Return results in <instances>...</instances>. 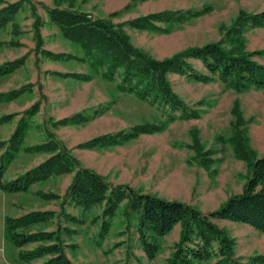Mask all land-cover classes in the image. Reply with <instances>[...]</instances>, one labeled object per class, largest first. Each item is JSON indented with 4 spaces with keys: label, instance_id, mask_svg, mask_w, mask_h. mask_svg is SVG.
Instances as JSON below:
<instances>
[{
    "label": "rangeland",
    "instance_id": "1",
    "mask_svg": "<svg viewBox=\"0 0 264 264\" xmlns=\"http://www.w3.org/2000/svg\"><path fill=\"white\" fill-rule=\"evenodd\" d=\"M58 2L60 8L70 7L91 18L101 17L122 24L132 43L157 59L188 47L220 42L226 49L259 51L251 58L264 65V27H252L247 22L240 27L238 35L230 30L239 10L261 12L264 0H0V9L11 5L14 9L11 19L0 27V63L16 58L24 60L15 71L0 77V91L27 89L17 99L0 103V115L16 114L11 121L0 125V140L8 139L20 118L28 117L26 110L38 105L37 111L27 118L29 126L20 151L10 162L4 179L15 178L59 150L33 152L26 150L27 147L56 141L58 147L67 149L82 166L104 176L111 185L126 184L136 190L179 200L203 212L217 209L229 196L240 192L248 174L246 163L234 156L226 139L236 120L233 110L238 108L240 128L249 145L259 156L264 153V89L238 92L217 77L201 82L171 71L167 77L173 91L189 107L197 109L199 117L176 118L160 131L141 133L114 145L81 146L98 136L128 131L137 124H163L167 110L118 90L119 79L108 81L94 76L90 80H78L70 76L71 72L88 71L87 65L75 58L53 60L36 53V16L43 48L55 53H76L46 12L47 8L57 7ZM205 6L211 8L208 13L196 17L184 15ZM161 11H172L173 17L153 20L160 30L139 29L128 24L138 17ZM186 60L198 72L208 74L200 61ZM78 115L83 120L54 124ZM197 140L201 152L211 159L209 165L203 164L202 157L196 153ZM74 174L75 171L52 175L31 185L28 192L0 190V264H25L18 259L17 249L4 237L5 216L44 210L54 211V216L30 228L55 230L59 227L64 242L69 245L67 255L75 264L166 263L179 238V224L158 238L159 250L153 260H148L138 241L136 214L127 210L123 201L108 220L109 231L98 241L105 201L89 208L71 202L67 192ZM37 192L56 196L42 198ZM214 221L235 239V256L241 264H264L255 259L264 257V234L244 223Z\"/></svg>",
    "mask_w": 264,
    "mask_h": 264
},
{
    "label": "trees",
    "instance_id": "2",
    "mask_svg": "<svg viewBox=\"0 0 264 264\" xmlns=\"http://www.w3.org/2000/svg\"><path fill=\"white\" fill-rule=\"evenodd\" d=\"M47 8L50 20L57 25L62 35L75 48L74 55L55 53L42 47L38 17L34 23L36 53L46 58L60 60L65 57L75 58L88 67L87 72H71L70 76L78 80H90L102 76L105 80L117 83L118 90L133 94L137 99L150 104H157L167 110L163 124L143 123L133 126L128 131L121 130L114 134L98 136L81 146H109L127 141L141 133L162 130L168 122L176 118L191 119L199 117V111L189 107L172 89L168 72L186 74L195 81L207 82L219 78L227 87L238 92L251 88L264 89V65L253 60L252 55L259 53L244 52L240 49L224 48L220 42L192 46L170 57L157 59L140 47L135 46L122 24H115L110 19L96 17L70 7ZM71 6V5H69ZM6 6L0 9V27L7 23L14 9ZM210 6L201 10L184 13L187 17H196L208 13ZM172 11H161L138 17L128 22L139 29H155L153 20H168ZM250 23L252 27H264V10L247 13L239 10L230 30L238 35L241 26ZM237 26V27H236ZM165 30V29H164ZM1 43V42H0ZM186 58L200 61L208 74L198 72ZM23 58L0 63V77L9 75L23 64ZM62 75V74H60ZM64 75V74H63ZM65 76V75H64ZM26 88L18 87L9 91H0V103L17 99ZM34 104L26 110L31 116L37 111ZM236 120L232 123V133L226 139L231 145L234 156L246 163L248 171L242 190L229 196L217 209L203 212L199 208L179 200L160 197L156 194L136 190L126 184L111 185L104 176L84 167L71 153L58 147L56 141H47L27 147L28 151L55 152L40 164L28 169L10 180L4 174L20 151L21 143L29 124L21 117L17 127L8 139L0 140V190L6 193L28 192L31 185L42 182L52 175L75 171L68 187L71 202L89 208L105 201L98 241H102L110 228L112 218L120 203L125 201L126 209L136 214V233L140 246L148 260H153L159 250L158 238L168 234L176 224L180 225L179 238L173 245V251L165 264H241L235 256V239L214 219H224L249 225L264 234V153L258 155L249 145L247 136L240 128L238 108H235ZM178 113V114H175ZM15 113L0 115V125L13 119ZM76 118V119H75ZM82 117H67L57 124L81 121ZM57 143V142H56ZM196 153L202 157L203 164H210L209 157L202 153L198 140L194 143ZM201 155V156H200ZM42 198L55 197L53 193L37 192ZM54 211H31L20 216H5L4 237L17 249L18 259L25 264H75L67 255L69 247L62 238L60 228L55 230L31 229L37 223L48 222ZM69 219L76 220L73 216ZM100 244V243H98ZM32 245L31 247H27ZM256 260L264 262V257Z\"/></svg>",
    "mask_w": 264,
    "mask_h": 264
}]
</instances>
